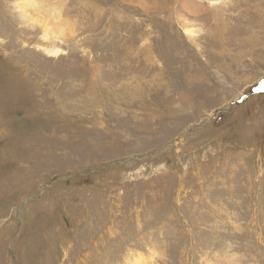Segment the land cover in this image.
<instances>
[{
  "label": "rangeland",
  "instance_id": "374dc122",
  "mask_svg": "<svg viewBox=\"0 0 264 264\" xmlns=\"http://www.w3.org/2000/svg\"><path fill=\"white\" fill-rule=\"evenodd\" d=\"M20 4L0 264H264V0H36L33 28Z\"/></svg>",
  "mask_w": 264,
  "mask_h": 264
},
{
  "label": "bare ground",
  "instance_id": "6f19581e",
  "mask_svg": "<svg viewBox=\"0 0 264 264\" xmlns=\"http://www.w3.org/2000/svg\"><path fill=\"white\" fill-rule=\"evenodd\" d=\"M19 9H20V14H21L23 20L27 21V23L30 24V26H32V28L35 27L36 26V20H37L36 13L34 15L32 12H35L34 10H36V11L38 10V8L36 6V0H21V4H20ZM41 11L44 13L45 10H41ZM28 16L29 17L33 16V17H31L33 19L29 18ZM215 25H217V24H215ZM185 30H186L187 35H189V36L195 35L196 36V29H194L193 26L189 27V28H185ZM36 46L38 47L39 50L47 53L50 56L57 57L62 52V50L59 47H57L56 45H53L50 42V39L48 38L47 35L42 36L40 38V43H38ZM53 86H54V84H52L51 89ZM95 86H96V84L92 88H94ZM46 90H48V89H46ZM56 97H57V95H56Z\"/></svg>",
  "mask_w": 264,
  "mask_h": 264
}]
</instances>
